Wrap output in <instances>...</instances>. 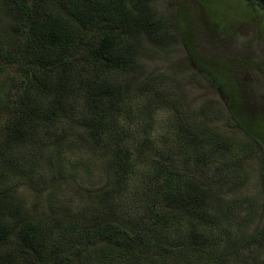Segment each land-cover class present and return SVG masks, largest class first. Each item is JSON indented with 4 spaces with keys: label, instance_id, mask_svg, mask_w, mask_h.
Here are the masks:
<instances>
[{
    "label": "trees",
    "instance_id": "1",
    "mask_svg": "<svg viewBox=\"0 0 264 264\" xmlns=\"http://www.w3.org/2000/svg\"><path fill=\"white\" fill-rule=\"evenodd\" d=\"M242 2L263 18L264 44V0ZM5 16L12 23H0V79L9 70L14 76L0 88V264H230L227 248L217 252L223 242L234 241L237 255L244 244L264 242V230L245 241L230 237L235 205L221 192H238L247 179L235 143L209 126H190L181 104L164 94L163 75L141 78L149 52L181 43L192 53L185 10L168 18L154 0H0V22ZM204 69L224 93L233 125L261 147L264 168V118L241 108L224 73ZM160 111L173 119L172 150H152ZM136 126L143 138L133 147ZM77 148L105 161L100 201L70 217L32 214L20 190L54 192L73 180L61 162ZM135 176L144 177L137 190Z\"/></svg>",
    "mask_w": 264,
    "mask_h": 264
},
{
    "label": "rangeland",
    "instance_id": "2",
    "mask_svg": "<svg viewBox=\"0 0 264 264\" xmlns=\"http://www.w3.org/2000/svg\"><path fill=\"white\" fill-rule=\"evenodd\" d=\"M154 2L157 10L168 18L175 17L181 10H185L193 27L192 40L189 43L192 53L181 43H176L169 52L163 54L149 52L148 60L141 70V78H157L163 75L166 83L164 94L169 100L181 104L190 126H209L235 143L234 153L236 157L244 159L247 179H240L242 189L238 192L235 189L233 193L226 188L221 193L225 200L233 201L235 205L231 209L232 217L228 227L230 237L245 241L264 230V168L261 160L263 152L261 147L253 144L246 133L233 125L224 93L205 74L204 68L211 66L219 69L217 76L220 79L224 78V73L230 83L234 84V90H238L241 108L253 118H264V44L260 28L263 18L246 13L242 0ZM0 23L7 29L10 28L12 20L5 16ZM4 74L6 75L0 79L3 83H0V88L6 84L7 77L14 76L13 70ZM143 101L145 100L138 101L136 107H139L138 104L143 105ZM172 120L168 111H160L153 117L150 133V138L156 142L153 151L172 150L170 147L166 148L174 144L169 134L172 130ZM60 127L64 130L65 123ZM137 128L136 140H131L133 147L139 137L143 138L142 132ZM52 134L57 133L54 131ZM178 149L175 152L181 155L182 149ZM36 153L35 151L33 154ZM141 159L142 157L138 156L137 162ZM185 159L182 154L178 168L188 174ZM104 164V159L91 158L83 148L64 151L61 165L74 175L73 180L62 183L54 192L35 194L26 187L20 190V195L32 214L49 211L63 217L80 214L86 206L91 209L93 202L100 201L99 189L105 184ZM42 165L43 171L46 166ZM211 171L212 174L219 173L213 166ZM238 171L241 173V170ZM142 179L144 177L135 176V184L132 186L135 190L142 184ZM217 234L219 231L213 232L212 236ZM232 242L234 241L229 244ZM229 244L223 242L217 252L222 254L223 249L227 248L225 255L230 264H264V242L250 247H245L244 244L239 251L240 255L234 253V249L230 251Z\"/></svg>",
    "mask_w": 264,
    "mask_h": 264
}]
</instances>
